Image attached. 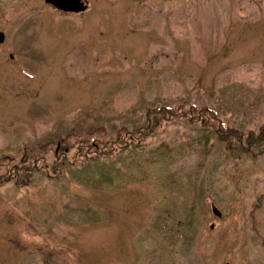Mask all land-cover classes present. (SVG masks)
Returning a JSON list of instances; mask_svg holds the SVG:
<instances>
[{"label":"rangeland","instance_id":"obj_1","mask_svg":"<svg viewBox=\"0 0 264 264\" xmlns=\"http://www.w3.org/2000/svg\"><path fill=\"white\" fill-rule=\"evenodd\" d=\"M87 2L0 0V264H264V0Z\"/></svg>","mask_w":264,"mask_h":264},{"label":"flooded vegetation","instance_id":"obj_2","mask_svg":"<svg viewBox=\"0 0 264 264\" xmlns=\"http://www.w3.org/2000/svg\"><path fill=\"white\" fill-rule=\"evenodd\" d=\"M9 1H18L20 2L21 0H9ZM88 0H70V4L73 5V9L75 8H78L79 10H81L80 12H75V11H63L61 9H58L57 7L49 4V3H45L44 0H43V3H44V7L46 9H48L49 11L53 12V13H56L57 15L59 16H62V17H67V16H79L81 15L82 13H84L85 11H87V8H89V3L87 2ZM68 4V3H67ZM72 8V6H71ZM2 34V33H1ZM3 35V34H2ZM4 38V36H3ZM9 58L11 59V56H9Z\"/></svg>","mask_w":264,"mask_h":264},{"label":"water","instance_id":"obj_3","mask_svg":"<svg viewBox=\"0 0 264 264\" xmlns=\"http://www.w3.org/2000/svg\"><path fill=\"white\" fill-rule=\"evenodd\" d=\"M45 3H49L55 7H57L58 9H61L63 11H75L78 12L79 9L78 8H71L70 3H66V0H44ZM3 41V35L0 33V43ZM212 214H214L216 217H219V213L212 207Z\"/></svg>","mask_w":264,"mask_h":264},{"label":"trees","instance_id":"obj_4","mask_svg":"<svg viewBox=\"0 0 264 264\" xmlns=\"http://www.w3.org/2000/svg\"><path fill=\"white\" fill-rule=\"evenodd\" d=\"M160 112H161V110H160ZM150 114H152L153 116H159V112H152V113H150ZM117 138L120 140L121 138H123V137H121L120 135L119 136H117ZM17 167L16 166H13V167H11V171L13 172V171H15V169H16ZM1 179V178H0ZM18 183H20V182H18ZM21 183H26V180L25 181H21Z\"/></svg>","mask_w":264,"mask_h":264},{"label":"bare ground","instance_id":"obj_5","mask_svg":"<svg viewBox=\"0 0 264 264\" xmlns=\"http://www.w3.org/2000/svg\"><path fill=\"white\" fill-rule=\"evenodd\" d=\"M66 3H70V0H66ZM73 4V3H72ZM72 4H68V5H70V6H72L73 7V5Z\"/></svg>","mask_w":264,"mask_h":264}]
</instances>
